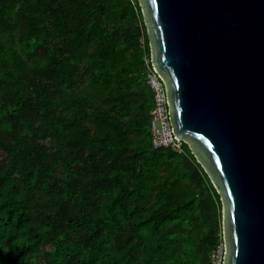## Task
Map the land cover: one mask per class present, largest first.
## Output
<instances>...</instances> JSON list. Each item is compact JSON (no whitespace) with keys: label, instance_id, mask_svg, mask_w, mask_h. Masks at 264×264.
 Instances as JSON below:
<instances>
[{"label":"trees","instance_id":"obj_1","mask_svg":"<svg viewBox=\"0 0 264 264\" xmlns=\"http://www.w3.org/2000/svg\"><path fill=\"white\" fill-rule=\"evenodd\" d=\"M139 0H0V264H210L222 203L154 147Z\"/></svg>","mask_w":264,"mask_h":264},{"label":"water","instance_id":"obj_2","mask_svg":"<svg viewBox=\"0 0 264 264\" xmlns=\"http://www.w3.org/2000/svg\"><path fill=\"white\" fill-rule=\"evenodd\" d=\"M170 121L222 203L223 264H264V0H139Z\"/></svg>","mask_w":264,"mask_h":264},{"label":"built area","instance_id":"obj_3","mask_svg":"<svg viewBox=\"0 0 264 264\" xmlns=\"http://www.w3.org/2000/svg\"><path fill=\"white\" fill-rule=\"evenodd\" d=\"M148 82L154 91V106L151 110V140L154 147H171L173 150L183 151L184 141L175 135L168 107L165 83L153 69ZM221 241L210 253V264H223L225 245L223 235Z\"/></svg>","mask_w":264,"mask_h":264}]
</instances>
